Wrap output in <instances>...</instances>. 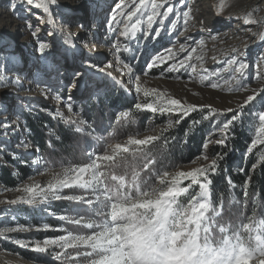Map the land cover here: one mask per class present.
<instances>
[{
  "label": "rangeland",
  "instance_id": "rangeland-1",
  "mask_svg": "<svg viewBox=\"0 0 264 264\" xmlns=\"http://www.w3.org/2000/svg\"><path fill=\"white\" fill-rule=\"evenodd\" d=\"M113 86L151 112L148 130L91 148L85 164L46 166L26 113L81 122L83 101ZM195 114L211 126L201 156L149 189L137 184L131 192L116 175L118 188L105 187L107 161ZM243 115L253 124L251 150L264 146V0H0V264H73L65 258L74 256L79 264H264L261 219L255 250L223 226V238L214 240L203 172L213 161L210 146ZM4 170L13 185L2 179ZM186 179L192 181L175 188ZM71 186L83 193H66ZM65 199H105L108 216L96 230H76L66 221L91 227L103 208L90 218L67 215L58 204ZM143 206L154 214L134 230L126 212Z\"/></svg>",
  "mask_w": 264,
  "mask_h": 264
},
{
  "label": "trees",
  "instance_id": "trees-1",
  "mask_svg": "<svg viewBox=\"0 0 264 264\" xmlns=\"http://www.w3.org/2000/svg\"><path fill=\"white\" fill-rule=\"evenodd\" d=\"M82 107L83 119L75 123L64 122L37 109L26 113L31 136L41 147L46 166L52 168L85 164L90 159L88 151L91 148L101 151L111 141L144 133L148 130L147 120L152 116L150 111L136 108L131 98L116 86L109 89L104 87L93 99L83 101ZM117 110H126V115L118 117ZM204 120L201 115L195 114L173 128L160 130L154 139L133 145L126 153L117 154L106 162L105 187L118 188L119 181L112 178L116 175L123 177L131 192L137 184L143 189H149L159 183V176L201 156L211 129L210 124ZM252 143L253 124L248 116L243 115L231 123L222 142L210 146L209 154L213 161L203 172L210 180L213 203L210 216L215 224L212 226L214 240L223 238L224 232L220 230L223 226L229 235H241L244 244L255 250L257 241L253 230L260 219L264 224V146L257 145L251 150ZM204 176L197 175L200 178ZM1 177L10 185L15 183L8 170L1 172ZM191 181L181 180L175 188H184ZM198 189L196 185L193 190H189L181 198L179 206L186 205L188 198H193ZM65 191L76 195L83 193L81 188L72 186ZM58 204L67 215L84 213L89 218L94 215L95 208H103L96 218L89 221L91 227L66 221L68 226L76 230H96L95 223L108 216L109 202L105 199L89 205L71 199L60 200ZM143 207L136 214L126 212L127 216L130 214L128 219L134 230L145 225L146 214L150 210V214H154L153 206ZM159 208L160 220L167 210L164 201ZM104 211L107 213L103 214ZM262 231L264 234V225ZM125 233L128 238L132 237L130 230H125ZM70 251L73 256L76 254L75 249ZM37 255L42 259L48 258L47 253ZM65 259L79 264L75 256Z\"/></svg>",
  "mask_w": 264,
  "mask_h": 264
},
{
  "label": "bare ground",
  "instance_id": "bare-ground-1",
  "mask_svg": "<svg viewBox=\"0 0 264 264\" xmlns=\"http://www.w3.org/2000/svg\"><path fill=\"white\" fill-rule=\"evenodd\" d=\"M206 3H209L208 1ZM209 7V6H208ZM205 198L208 199L209 198V195H205ZM208 202H206L205 200L203 201L202 205H201V209L200 211L198 212V217H197V220H201L203 218V213L205 211H207V207H208ZM169 257H167L166 259H168ZM173 260V259H171ZM167 262L169 263V260H167Z\"/></svg>",
  "mask_w": 264,
  "mask_h": 264
},
{
  "label": "water",
  "instance_id": "water-1",
  "mask_svg": "<svg viewBox=\"0 0 264 264\" xmlns=\"http://www.w3.org/2000/svg\"><path fill=\"white\" fill-rule=\"evenodd\" d=\"M212 197V196H211Z\"/></svg>",
  "mask_w": 264,
  "mask_h": 264
}]
</instances>
